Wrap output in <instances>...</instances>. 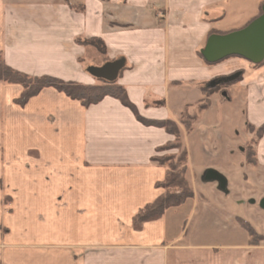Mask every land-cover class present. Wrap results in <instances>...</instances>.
<instances>
[{
  "label": "crops",
  "instance_id": "0c3cea01",
  "mask_svg": "<svg viewBox=\"0 0 264 264\" xmlns=\"http://www.w3.org/2000/svg\"><path fill=\"white\" fill-rule=\"evenodd\" d=\"M263 3L0 0V51L7 64L27 74L86 84L98 82L86 67L124 58L117 80L140 114L172 117L182 135V115L199 110L203 82L245 70L240 84L227 87L229 98L226 91L216 92L202 111L230 102L241 86L245 120L260 125L264 65L252 69L242 57L208 64L199 51L212 30L225 34L243 28ZM91 37L104 41L105 54L76 41ZM91 49L100 63L88 59H96ZM22 91L20 84L0 82V264H264L246 229L240 230L241 241L220 245L196 234L212 210L240 217L236 202L242 200L227 195L234 183L233 147L216 151L209 165L227 175V192L202 179L184 204L136 223L138 211L164 193L156 184L165 179L166 168L152 157L174 136L143 124L110 96L85 107L47 87L22 106L14 101ZM159 100L165 103H151ZM172 100L175 115L165 111ZM258 156L257 175L264 174V137ZM5 195L12 202L5 204ZM194 220L190 230L188 221Z\"/></svg>",
  "mask_w": 264,
  "mask_h": 264
},
{
  "label": "rangeland",
  "instance_id": "374dc122",
  "mask_svg": "<svg viewBox=\"0 0 264 264\" xmlns=\"http://www.w3.org/2000/svg\"><path fill=\"white\" fill-rule=\"evenodd\" d=\"M96 51V49H91V52L96 56L95 60L92 58L93 56L88 57L90 61H94V64L100 63L99 55L95 53ZM262 62V65H264V61ZM262 65L255 66L254 63L250 62V68L252 69L259 68ZM88 68L89 66L86 67L85 70L89 73ZM244 74L245 70H237L229 75L213 78L212 80L203 82V86H206L208 89L206 97H208L210 101L211 95L216 92H219L221 95H223V92H227V87L240 84ZM95 78L99 82V78ZM215 85L218 86L213 88ZM242 88L243 87L240 86L239 88L235 89V93L233 94V98L230 102H215L211 111L209 112H204L202 110L192 112L190 109L186 110L183 115L189 112L190 114H196L197 119L193 123L192 129L190 131L184 130L183 135L181 131V138L184 147H186L188 151V169L186 176L190 185L195 188H200L202 186L201 183H203V175L205 171L211 167L209 165L215 161L216 151L226 153L230 147H233L230 150L234 151V154H229V158L232 159V164L235 169L233 172L234 179L232 178L234 183L231 184L232 191H230L227 195L235 201L242 200L241 202H236V208L238 207V215L240 217L231 219L227 216H224L219 211L213 212L212 210L210 213L211 215H209L206 220L201 223V228L198 229L196 233L197 236L201 239L211 237L215 244L219 245L231 240L239 242L243 239V234L240 232V230H245L239 223V218H242L249 221L255 228L256 234L252 238L255 244L252 245L257 246V250H259L263 256L264 209L261 208L260 201L262 198H264V174L257 175L256 171L253 170L258 168L260 164L258 145L264 135L261 137L258 136L259 133L257 134L256 130H252V128H257L264 122L260 125H255L250 121L246 122V106H244L240 94ZM259 90L264 97L263 84L262 87H259ZM227 93L228 96L225 97L229 98L230 94L229 92ZM206 97L204 98L206 99ZM204 98L198 104V109H200L199 106ZM151 103L161 106L162 100ZM176 105L177 101L172 100L170 109L165 111L171 115H175L177 111ZM226 112L230 113L228 118H231L230 120H226V117H228L225 115ZM246 137L247 139L244 140ZM240 146L243 147L242 150L240 149ZM248 150L250 159L255 161L257 160L255 164L248 161L249 159L246 158ZM179 153L180 149L170 148L168 150L158 152L157 157L162 159L166 158L167 156H177ZM242 160L244 161L243 164H245V167L242 165ZM245 172H247L250 176L248 179L245 178ZM223 174L227 177L225 173ZM204 184L206 183L204 182ZM222 194L224 195L226 193ZM252 200H255V202H252ZM3 202L5 204L12 202V197L5 195L3 197ZM196 219L197 216L195 220ZM195 220L193 222L188 221V226L191 224L190 230L192 229Z\"/></svg>",
  "mask_w": 264,
  "mask_h": 264
},
{
  "label": "trees",
  "instance_id": "16d2710c",
  "mask_svg": "<svg viewBox=\"0 0 264 264\" xmlns=\"http://www.w3.org/2000/svg\"><path fill=\"white\" fill-rule=\"evenodd\" d=\"M65 1L69 2V0ZM263 4L260 7L259 15L262 13ZM214 33H220V31L212 30L209 35ZM76 41L81 44L93 46L103 54L106 53V45L104 41L98 37H91L86 39L78 38ZM199 55L203 58L200 51ZM206 62L208 64H214L208 61ZM262 63L254 65L259 66L262 65ZM0 82L7 84H20L23 86L21 95L14 100L15 103L22 106L26 105V103L32 97L36 96L44 88L47 87H53L58 91L65 93L68 97L80 101L85 107L97 104L101 102L105 97L110 96L120 100L122 104L130 108L136 118L143 124L148 126L162 127L168 133L174 136V139L172 141H169L165 145L158 147L157 151L160 152L168 150L170 148H178L180 149V153L177 156H167L166 158L159 159L156 154L152 157L153 161L166 168L165 179L156 184L157 187H160L164 190V193L154 202L146 205L144 208L138 211V213L134 217V221L136 223H142L154 217L162 216L167 209L180 206L184 204L188 199L194 197V190L186 176L188 169V151L183 145L179 124L175 120L170 118H148L140 114L136 104L130 99L126 87L120 84L118 80L108 81L106 79L99 78V82L86 84L74 80H64L51 75L34 76L13 68L9 64H7L2 52L0 51ZM216 86L218 85H215L213 88H216ZM202 93L204 97L207 96L208 89L206 86H202ZM164 103L165 102L162 101V105ZM209 105L210 101L208 97H206V99L204 98V100L200 104L199 110H204L208 108ZM196 119V114H190L189 112H187L182 115V124L186 131H190L192 129L193 123ZM252 130H256L257 134H260L261 132L260 135L258 134V136L261 137L262 135H264V123L257 128L253 127ZM246 158L249 159L248 161L254 164L255 162H257V160L255 161L250 159L249 150L247 152ZM254 158L256 159L255 156ZM239 223L244 229L247 230L251 238L250 243L255 244L254 240H252L253 236L256 234L253 225L249 221L242 218H239Z\"/></svg>",
  "mask_w": 264,
  "mask_h": 264
},
{
  "label": "water",
  "instance_id": "95a60500",
  "mask_svg": "<svg viewBox=\"0 0 264 264\" xmlns=\"http://www.w3.org/2000/svg\"><path fill=\"white\" fill-rule=\"evenodd\" d=\"M201 54L206 61L211 63L219 62L230 56H240L254 64L264 61V4L262 13L243 28L225 34H211L201 49ZM124 66L125 60L120 58L102 66H89L88 71L97 78L114 81L117 80ZM203 179L207 182H217L220 190L228 191L227 177L215 168H208ZM260 206L264 209V198L261 199Z\"/></svg>",
  "mask_w": 264,
  "mask_h": 264
}]
</instances>
